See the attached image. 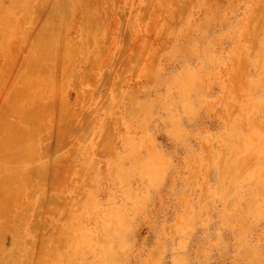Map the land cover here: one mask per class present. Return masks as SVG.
Masks as SVG:
<instances>
[{
  "label": "rangeland",
  "instance_id": "obj_1",
  "mask_svg": "<svg viewBox=\"0 0 264 264\" xmlns=\"http://www.w3.org/2000/svg\"><path fill=\"white\" fill-rule=\"evenodd\" d=\"M0 264H264V0H0Z\"/></svg>",
  "mask_w": 264,
  "mask_h": 264
}]
</instances>
